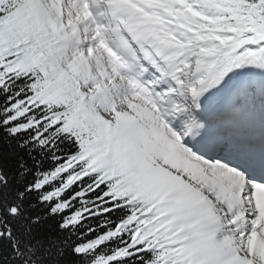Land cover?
I'll list each match as a JSON object with an SVG mask.
<instances>
[{
  "label": "snow or ice",
  "instance_id": "snow-or-ice-1",
  "mask_svg": "<svg viewBox=\"0 0 264 264\" xmlns=\"http://www.w3.org/2000/svg\"><path fill=\"white\" fill-rule=\"evenodd\" d=\"M0 264H264V0H0Z\"/></svg>",
  "mask_w": 264,
  "mask_h": 264
}]
</instances>
